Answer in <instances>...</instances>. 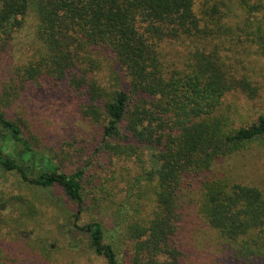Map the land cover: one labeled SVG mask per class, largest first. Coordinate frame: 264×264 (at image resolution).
Wrapping results in <instances>:
<instances>
[{"label": "trees", "instance_id": "obj_1", "mask_svg": "<svg viewBox=\"0 0 264 264\" xmlns=\"http://www.w3.org/2000/svg\"><path fill=\"white\" fill-rule=\"evenodd\" d=\"M26 16L34 18L32 37L0 82V169L27 184L59 186L75 205L74 228L107 264H183L190 255L180 232L191 215L225 243L221 264H264L262 191L212 171L230 154L264 148V114L235 124L226 101L235 93L254 98L257 87L219 53L230 36L264 55V0H0V36L11 38ZM172 41L187 50L169 68L161 46ZM99 52L120 71H110L109 86L96 78ZM47 85L85 95L80 113L100 126L96 151L137 168L114 210L124 225L115 233H123L120 243L101 220L75 223L84 168L61 171L35 134H24L34 124L23 99ZM21 98L20 117L12 119L3 106ZM121 243L127 254L119 261Z\"/></svg>", "mask_w": 264, "mask_h": 264}, {"label": "rangeland", "instance_id": "obj_2", "mask_svg": "<svg viewBox=\"0 0 264 264\" xmlns=\"http://www.w3.org/2000/svg\"><path fill=\"white\" fill-rule=\"evenodd\" d=\"M194 8L198 10L196 2ZM34 18L26 16L22 26L11 38L0 36V82L11 66L22 59L20 49L30 41ZM216 41V39L214 40ZM219 46V53L238 75L245 76L257 87V95L247 98L235 93L226 98L237 116L235 124L249 123L258 113L264 114V55L256 51L253 43L226 36ZM187 48L175 41L161 46L162 60L169 68L179 66ZM101 69L96 78L101 85L109 86L110 71L118 66L99 52ZM125 87L124 81L121 82ZM29 96V97H28ZM34 126L25 135H34L37 142L63 172L84 168L83 184L86 191L84 204L75 223L81 225L98 219L106 230L112 229L118 243L123 240V221L114 220V210L122 201L121 188L137 168L132 160L113 158L111 161L96 151L100 126L92 124L80 113V105L87 103L86 96L52 85L30 91L24 97ZM3 106L12 119L20 117V102ZM19 103V104H18ZM25 108V107H24ZM27 114L26 110L22 112ZM216 174L259 188L264 196V148L251 145L228 157L218 160L212 167ZM112 178V179H110ZM116 184V185H115ZM106 188L105 196L101 188ZM103 198V199H100ZM100 199V200H95ZM75 210L57 185L40 187L23 182L15 171L0 169V264H107L103 257L91 252L87 236L73 226L69 216ZM67 211V212H66ZM183 225L180 240L189 249V259L183 264H221L226 245L215 230L200 217L190 216ZM122 254L127 246L121 243Z\"/></svg>", "mask_w": 264, "mask_h": 264}]
</instances>
